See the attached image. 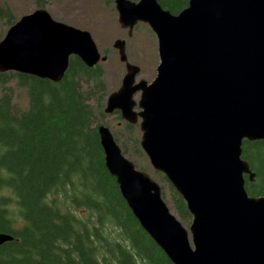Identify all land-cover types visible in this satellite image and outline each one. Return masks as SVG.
<instances>
[{"label":"water","instance_id":"water-1","mask_svg":"<svg viewBox=\"0 0 264 264\" xmlns=\"http://www.w3.org/2000/svg\"><path fill=\"white\" fill-rule=\"evenodd\" d=\"M119 26L138 23L155 34V78L137 81L125 41V64L104 113L138 124L140 147L186 203V229L162 198L161 186L126 158L110 128L97 132L109 174L140 227L173 264H264V196H249L244 141L264 140V0H189L177 14L157 0H114ZM87 67L107 60L88 31L39 8L10 26L0 41V72L59 82L69 58ZM139 99L135 100V95ZM13 237L0 233V245Z\"/></svg>","mask_w":264,"mask_h":264},{"label":"trees","instance_id":"trees-1","mask_svg":"<svg viewBox=\"0 0 264 264\" xmlns=\"http://www.w3.org/2000/svg\"><path fill=\"white\" fill-rule=\"evenodd\" d=\"M188 1L157 0L172 14ZM0 18L14 23L1 5ZM104 96L101 66L75 56L57 83L0 72V233L13 237L0 245V264H173L140 227L105 166L97 132L109 116ZM111 115L129 133L123 139L114 134L119 127L111 130L123 155L133 143L136 168L153 174L181 224L190 223L182 197L162 173L151 172L138 125L118 111ZM242 158L254 173L252 181L245 176L247 193L264 196V140L244 141Z\"/></svg>","mask_w":264,"mask_h":264},{"label":"rangeland","instance_id":"rangeland-1","mask_svg":"<svg viewBox=\"0 0 264 264\" xmlns=\"http://www.w3.org/2000/svg\"><path fill=\"white\" fill-rule=\"evenodd\" d=\"M0 5L9 10L14 18V23L22 16L32 13L36 9L44 8L56 21L88 31L101 55L107 57L105 62L99 63L103 69L105 100H107L109 94L118 90L125 74V64L120 61L118 50L113 46L116 40L125 41V53L128 62L140 68V73L136 78L137 81L142 79L150 83L156 76L159 57L155 34L148 25L139 23L134 28L132 35L128 36L127 30L122 29L118 24V14L115 10L114 0H42L41 7L37 5L36 0H0ZM6 21V19L0 18V41L10 28ZM134 98L138 100L139 94L135 95ZM15 103L17 102L15 101ZM20 104H23V102ZM105 104L106 101L104 102V108ZM119 122L121 121H116L115 115L110 114L103 124L108 126L110 131L115 127H119L114 130V134L116 132L120 133L121 138L127 139L129 133L124 130L123 122L120 124ZM138 134L141 136L139 128ZM119 145L121 149V144ZM127 146L129 149L125 157L135 163L131 156L134 151V144H127ZM147 163L149 164L148 159ZM149 167L151 172H155L150 164ZM138 169L140 168L138 167ZM161 183L167 192L166 184L164 182ZM165 202L173 213V207L168 197ZM190 223L182 225L188 229Z\"/></svg>","mask_w":264,"mask_h":264}]
</instances>
